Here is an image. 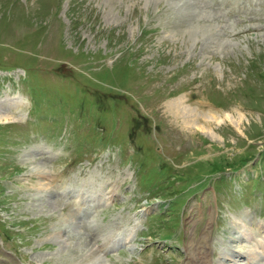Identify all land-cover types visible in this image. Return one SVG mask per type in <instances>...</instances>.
Segmentation results:
<instances>
[{"label": "rangeland", "instance_id": "rangeland-1", "mask_svg": "<svg viewBox=\"0 0 264 264\" xmlns=\"http://www.w3.org/2000/svg\"><path fill=\"white\" fill-rule=\"evenodd\" d=\"M6 96L0 264H264V0H0Z\"/></svg>", "mask_w": 264, "mask_h": 264}, {"label": "bare ground", "instance_id": "bare-ground-1", "mask_svg": "<svg viewBox=\"0 0 264 264\" xmlns=\"http://www.w3.org/2000/svg\"><path fill=\"white\" fill-rule=\"evenodd\" d=\"M171 106H172L171 108L174 111V114L177 115L178 117H181L185 125L198 128L203 133L207 134L208 136L210 135L211 137L214 136L212 130L206 129L205 126H203L202 124L198 122V119L201 118V119H204L205 121L212 120L216 122H220L223 120V118H219V116L215 115V113L213 112L212 113H201L197 109L193 107H189L188 105H185L182 99H177L173 101L171 103ZM17 107H19V96H12V97L6 96L4 99H1L0 100V121L1 120L6 121L9 119H12V114L7 113L6 110H8L9 112L10 109L17 108ZM241 118L242 117L239 116L237 118L238 120H236L237 128L239 127V124L241 123L240 122ZM202 243L204 244V242ZM205 253L204 251H199L198 252L199 255L196 256V259L201 260V263L203 264H210L211 261H208V258ZM239 256H241V252L232 250V247H229L228 251L220 253L219 260L221 261V263H224V264L226 263L227 260L232 261L233 264H243Z\"/></svg>", "mask_w": 264, "mask_h": 264}]
</instances>
